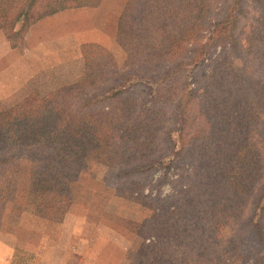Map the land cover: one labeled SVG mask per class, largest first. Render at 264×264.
Wrapping results in <instances>:
<instances>
[{
	"label": "trees",
	"instance_id": "obj_1",
	"mask_svg": "<svg viewBox=\"0 0 264 264\" xmlns=\"http://www.w3.org/2000/svg\"><path fill=\"white\" fill-rule=\"evenodd\" d=\"M230 1L221 19L214 22L210 40L219 37L215 46L227 43L235 54L241 45L243 54L264 66V3L239 42V16L246 11L243 0ZM99 2L0 0V20L9 35L18 23L28 27L62 10L95 7ZM216 2L126 0L116 27V41L126 54L123 68L116 72L119 83L103 90L98 100L90 96L80 104L72 103L85 86L95 87L103 74L117 70L104 48L89 43L85 48L97 47L106 56L101 64L105 71L99 72V59L84 51L82 79L44 96L33 92L0 112V222L6 203L14 198L22 159L30 163L28 190L35 198L39 219H62L87 159L117 169L121 196L140 203L142 187L134 180L149 175L162 162L155 154L156 141L162 135L173 157L189 159L192 176L174 194L160 200L156 210L165 217L156 214L153 235L203 260L210 259L208 264H217L233 244H241L234 235L241 227L250 232L258 253L242 260L235 249L232 264H264L263 156L253 135L264 116V82L246 74V61L235 63L228 58L211 65L198 95L189 89L186 76L181 87L174 80L182 65H187L181 57L201 36ZM127 68L146 74L160 71L147 78L136 73L127 76L123 73ZM131 87L146 90L141 102ZM193 100L196 126L183 142L187 108ZM171 103L173 121L179 125L178 144L171 137L172 130L163 125ZM92 104L102 107L93 109ZM256 187L259 193L255 195ZM249 203L252 208L246 215ZM151 252L143 264H173Z\"/></svg>",
	"mask_w": 264,
	"mask_h": 264
},
{
	"label": "rangeland",
	"instance_id": "obj_2",
	"mask_svg": "<svg viewBox=\"0 0 264 264\" xmlns=\"http://www.w3.org/2000/svg\"><path fill=\"white\" fill-rule=\"evenodd\" d=\"M125 2L123 3L122 9ZM121 3V0H104L102 6L104 10L101 9L96 16L91 14L93 11L91 8H77L76 10L60 12L57 16L47 18L49 22L55 21L53 30L51 31H53L52 34L57 37L58 46H60L59 43L61 41H64L63 39H66L64 26L66 20L70 19L69 17L71 14L74 15V19L79 18L85 22L89 19L98 21L107 16V10L110 15H113L115 9H117ZM263 3L264 0H243L242 6L246 12L239 16L240 22L237 29L240 38L239 42L243 41L241 38L247 33L249 26L254 23V19L257 18V9ZM230 4V0H217L212 6V12L209 16L211 19L208 23L204 24V30L200 32L201 36L196 42L188 45L186 53L181 57V60L179 59L182 63H186L187 65L183 64L181 71L178 73V77L175 76L176 78H174L178 87L182 86L186 76L189 89L194 90L196 95H198L200 87L210 73L211 65L220 58H228L229 60L235 61V63H242L243 61L245 63L246 61V74L264 82V66L258 65L257 62L252 60V57H247L245 53L243 54L244 51L241 49V45L238 46V50H236L237 54H235L236 52H234L227 43L215 46V43L220 40L219 37L215 36L214 39L210 40L214 22L221 19L223 12ZM117 21L118 18L115 26V40ZM62 22L63 25L61 24ZM0 27L2 29L5 27V22L3 20H0ZM86 27L87 24L82 22L74 25L77 33L82 32L80 30H84ZM25 28L24 24L21 23L17 37H13L12 32L14 30L9 33V36L13 37L11 39L13 44L18 43V39L21 37L19 34L23 32ZM67 40L68 44H66V47L70 49V52L67 51V59L70 60V56L76 57L79 53L76 44H74L72 48L69 45L70 40L68 36ZM85 44L81 46L83 74L80 79L84 77L83 54L84 51L87 50L91 52V57H97L99 59V72L105 71L104 68L101 69V64L105 62L104 58L106 56L103 53L97 52V50H95L97 47H93L92 49L91 47L85 48ZM117 45L121 52L115 55L104 47H99L102 49L104 48L103 50H106V54L112 57L115 67H117L115 73L109 70L107 73L103 74L104 76L101 77L102 80L98 81L95 87L89 85L85 86L83 93L81 92L84 95L81 96L79 95L81 93L78 92L79 94H76L77 96L72 101L73 104H80L83 99L90 96H97L93 101L98 100V95L101 94L103 90L120 82V77L116 72L123 68L126 54L118 42ZM223 46L225 47L221 48ZM61 47L64 48V45ZM238 54L243 55L241 56L242 59L237 57ZM62 55L66 57L65 52L60 54L57 53L56 63L60 64V60L63 57ZM73 61H75V59ZM76 63H72L71 65L75 69L77 66ZM66 69L65 67L59 69L57 75L58 84L63 80L62 77ZM159 71L160 68L154 73L146 74L127 68L123 73L127 76H132L136 73L147 75V78H151L158 74ZM122 79L125 78L122 77ZM143 81L149 84L147 80ZM128 85L130 84L127 83V86ZM63 86H58L54 90L48 92H36L44 96ZM131 88H135L132 93L134 92L139 99L138 101L141 102L146 95V90L138 87ZM20 101L21 99L4 109L0 106V109H3L1 111L10 109ZM12 102L13 101H10L8 104ZM195 104L196 100H193L187 108V112L189 111V118L187 120L188 123L182 131L181 138L183 142L187 140L196 126ZM91 106L93 109L102 107L101 104H92ZM168 111L169 114L166 116V120L163 124L164 129L172 130L171 137L178 144L181 138L178 137L179 125L175 123L176 121H173V114L175 113L174 103H171ZM253 135L261 148L264 172V116L256 130H254ZM155 154L162 162L155 165L154 171L149 175L144 174L136 177L138 179L134 180L142 187L140 195L143 199L139 197L138 201L140 203L127 196H121V191L118 189L119 181L117 178V169L108 168L96 160L87 159L82 166L80 175L72 191L71 203L60 221H46L36 217L35 198L28 190L30 163L25 159L20 160L15 195L13 200L6 203L3 214V221L6 225L7 232L14 236L13 241L15 245L25 247L29 244L45 245L48 251H52L46 252L49 259L52 258L54 260L55 257L59 256L66 264H143L145 259L151 258L150 255L153 254L151 251L159 256L167 258V260L173 264H208L210 259L209 261L203 260L188 249L173 245L162 239H157L152 233V226L156 214L159 215V217H165L163 213L160 211L158 213L156 210V208L162 204L160 200L170 197L179 187L188 183L192 176V167L189 163V159L180 160L173 157L171 152L167 150V143L162 135L156 141ZM257 193H259L258 187H256L254 194L256 195ZM251 206L252 204L249 203L246 215L250 213ZM235 234L236 238L241 241V244H233L227 256L222 261L219 260L217 264H232V260L237 252L235 249L240 251L242 260L249 259L253 254L258 253V249L253 245V240L249 231L240 227L239 230L238 228L236 229L234 235ZM61 254L63 257L60 256ZM17 260L18 258H15V262ZM234 263L238 264L240 262L233 261V264Z\"/></svg>",
	"mask_w": 264,
	"mask_h": 264
},
{
	"label": "crops",
	"instance_id": "obj_3",
	"mask_svg": "<svg viewBox=\"0 0 264 264\" xmlns=\"http://www.w3.org/2000/svg\"><path fill=\"white\" fill-rule=\"evenodd\" d=\"M121 1L122 3L115 9L113 15H110L107 10V16L98 21L89 19L85 22L79 18L74 19V15L71 14L64 26L66 39L59 43L60 46H58L57 37L51 31L55 21L49 22L47 18L77 8L62 10L30 24L19 34L21 37L17 44H13L11 39L14 36L17 37L21 23L12 32L13 37L6 35L0 27V106L3 109L7 108L30 93L52 91L58 86L69 85L80 79L83 74L82 44H97L114 55L120 53V48L115 40V26L125 0ZM103 3L104 0H101L95 7L80 8H91L93 10L91 14L96 16L101 9L104 10L102 8ZM79 22L86 23L87 27L80 30L82 32L77 33L74 25ZM61 24L63 25V22ZM67 36L71 48L76 44L79 53L76 57L70 56V60L67 59V51L70 52V49L66 47L68 44ZM63 45L64 48L61 47ZM64 52L66 57L62 55L60 64L56 63L57 53ZM74 59L75 61H73ZM72 63H76V69L71 66ZM64 67L67 68L66 72L62 77L63 80L58 84V71ZM10 101L13 102L8 104ZM3 218L2 215L0 222V264H66L59 256L55 257L54 260L49 259V256L46 255L48 250L45 245L29 244L27 247L15 245L14 236L7 232ZM48 252L52 251L49 250ZM60 256L63 257L62 254ZM15 258H18V263L15 262Z\"/></svg>",
	"mask_w": 264,
	"mask_h": 264
}]
</instances>
